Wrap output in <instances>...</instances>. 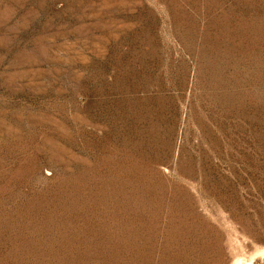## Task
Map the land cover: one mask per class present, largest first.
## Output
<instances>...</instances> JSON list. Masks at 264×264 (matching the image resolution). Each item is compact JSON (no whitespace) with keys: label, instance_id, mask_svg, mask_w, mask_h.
I'll return each mask as SVG.
<instances>
[{"label":"rangeland","instance_id":"1","mask_svg":"<svg viewBox=\"0 0 264 264\" xmlns=\"http://www.w3.org/2000/svg\"><path fill=\"white\" fill-rule=\"evenodd\" d=\"M0 264H264V0H0Z\"/></svg>","mask_w":264,"mask_h":264}]
</instances>
